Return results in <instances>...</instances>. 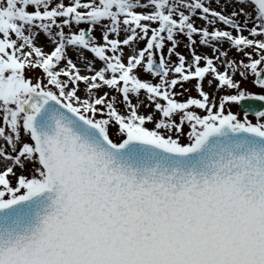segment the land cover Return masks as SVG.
I'll return each mask as SVG.
<instances>
[{
  "label": "snow or ice",
  "instance_id": "snow-or-ice-1",
  "mask_svg": "<svg viewBox=\"0 0 264 264\" xmlns=\"http://www.w3.org/2000/svg\"><path fill=\"white\" fill-rule=\"evenodd\" d=\"M0 264H264V0H0Z\"/></svg>",
  "mask_w": 264,
  "mask_h": 264
},
{
  "label": "bare ground",
  "instance_id": "bare-ground-1",
  "mask_svg": "<svg viewBox=\"0 0 264 264\" xmlns=\"http://www.w3.org/2000/svg\"><path fill=\"white\" fill-rule=\"evenodd\" d=\"M245 87L249 88L251 91L252 90H255V89H252L250 85H246ZM256 91V90H255Z\"/></svg>",
  "mask_w": 264,
  "mask_h": 264
},
{
  "label": "rangeland",
  "instance_id": "rangeland-1",
  "mask_svg": "<svg viewBox=\"0 0 264 264\" xmlns=\"http://www.w3.org/2000/svg\"><path fill=\"white\" fill-rule=\"evenodd\" d=\"M255 90L257 91V89H255ZM255 90H252V91H255ZM233 111H236V108L235 107L233 108Z\"/></svg>",
  "mask_w": 264,
  "mask_h": 264
}]
</instances>
